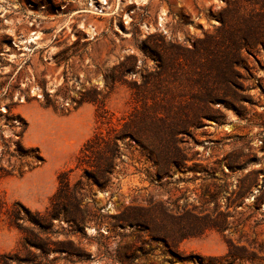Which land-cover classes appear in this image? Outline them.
Segmentation results:
<instances>
[{
    "label": "rangeland",
    "instance_id": "1",
    "mask_svg": "<svg viewBox=\"0 0 264 264\" xmlns=\"http://www.w3.org/2000/svg\"><path fill=\"white\" fill-rule=\"evenodd\" d=\"M257 26L264 0H0V264H264V41L232 43ZM124 124L182 160L158 174L126 138L107 187H85L84 229L41 235L80 252L24 251L58 175L74 184L84 143ZM158 204L222 227L171 251L113 219Z\"/></svg>",
    "mask_w": 264,
    "mask_h": 264
},
{
    "label": "trees",
    "instance_id": "2",
    "mask_svg": "<svg viewBox=\"0 0 264 264\" xmlns=\"http://www.w3.org/2000/svg\"><path fill=\"white\" fill-rule=\"evenodd\" d=\"M262 41H264V26H257L253 30H248L239 35L232 43L238 47L240 45L252 46ZM107 114L108 112L101 105L98 118L105 119ZM144 127L148 126L144 125ZM26 128L27 124L25 123L24 131ZM179 129L177 127L172 128L170 136L173 137ZM107 133L105 136L96 130L84 143L77 159V167L81 169V175L75 183L71 185L69 182L68 177L71 170L60 173L57 178V189L52 196L50 206L44 213L35 212L31 214L29 212L30 222L34 228L23 230L18 223L16 212H13V224L18 229H22L24 233L21 244L24 251L31 253L32 250H38L44 255L51 251H65L68 254L80 252L79 248H71V246L51 248L48 237L41 238V235L51 233L54 222L59 223L61 220L69 222V226L75 229H84L87 223L85 217L87 207H81L80 202L85 196V187L88 184H93L98 188L107 187L115 167V160L120 155V143L126 138L136 142L146 152L147 157L158 166V174L167 173L171 166L177 165L182 160V156H175L171 152L156 148L148 138L144 137L141 129H130L128 124H124L123 129L119 131L110 127ZM19 148L22 149V146L19 145ZM27 151H33V149ZM35 151L38 152L37 149ZM37 158L39 162L31 169L43 163L42 157L38 156ZM151 211L153 214L150 213ZM206 218V215L200 216L190 211L183 214L173 213L160 204L152 205L146 209L132 207L121 215L113 217L117 222L120 221L124 225L146 230L153 240L162 242L171 251L184 239L199 236L210 227L218 229L222 227L220 222ZM11 257L10 255L1 256L5 261L4 264H8L6 260L11 259Z\"/></svg>",
    "mask_w": 264,
    "mask_h": 264
},
{
    "label": "crops",
    "instance_id": "3",
    "mask_svg": "<svg viewBox=\"0 0 264 264\" xmlns=\"http://www.w3.org/2000/svg\"><path fill=\"white\" fill-rule=\"evenodd\" d=\"M63 122L66 123V125L68 126L66 128H72L71 131H74L73 128H77V123L74 122L72 119H64Z\"/></svg>",
    "mask_w": 264,
    "mask_h": 264
},
{
    "label": "bare ground",
    "instance_id": "4",
    "mask_svg": "<svg viewBox=\"0 0 264 264\" xmlns=\"http://www.w3.org/2000/svg\"><path fill=\"white\" fill-rule=\"evenodd\" d=\"M36 137V136H35ZM42 142V141H41Z\"/></svg>",
    "mask_w": 264,
    "mask_h": 264
}]
</instances>
